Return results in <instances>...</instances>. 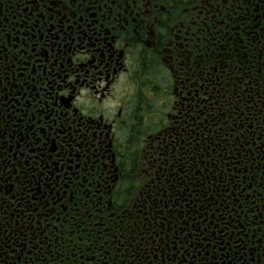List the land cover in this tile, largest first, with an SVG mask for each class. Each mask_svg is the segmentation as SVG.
<instances>
[{"label":"flooded vegetation","instance_id":"flooded-vegetation-1","mask_svg":"<svg viewBox=\"0 0 264 264\" xmlns=\"http://www.w3.org/2000/svg\"><path fill=\"white\" fill-rule=\"evenodd\" d=\"M0 264H264V0H0Z\"/></svg>","mask_w":264,"mask_h":264}]
</instances>
